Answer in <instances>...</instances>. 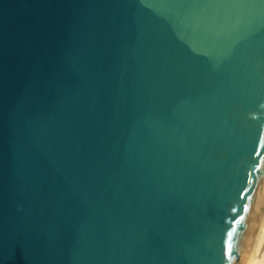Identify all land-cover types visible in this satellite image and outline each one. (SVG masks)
<instances>
[{
  "label": "water",
  "instance_id": "water-1",
  "mask_svg": "<svg viewBox=\"0 0 264 264\" xmlns=\"http://www.w3.org/2000/svg\"><path fill=\"white\" fill-rule=\"evenodd\" d=\"M264 216V0H0V264H250Z\"/></svg>",
  "mask_w": 264,
  "mask_h": 264
},
{
  "label": "bare ground",
  "instance_id": "bare-ground-1",
  "mask_svg": "<svg viewBox=\"0 0 264 264\" xmlns=\"http://www.w3.org/2000/svg\"><path fill=\"white\" fill-rule=\"evenodd\" d=\"M250 264H264V216L260 227L254 255Z\"/></svg>",
  "mask_w": 264,
  "mask_h": 264
}]
</instances>
